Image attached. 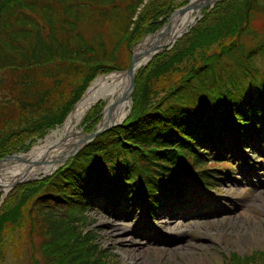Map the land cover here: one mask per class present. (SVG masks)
<instances>
[{
	"label": "trees",
	"instance_id": "trees-1",
	"mask_svg": "<svg viewBox=\"0 0 264 264\" xmlns=\"http://www.w3.org/2000/svg\"><path fill=\"white\" fill-rule=\"evenodd\" d=\"M174 1L0 0V159L28 152L35 140L61 126L96 77L120 68L121 51L126 68V51L164 25L175 11ZM240 1L241 24L221 38L214 62L168 84L160 98L149 102L150 86L140 74L150 81L149 72L169 60L166 49L156 54L139 69L130 113L119 126L96 136L50 176L13 188L22 193L15 204L6 199L0 206V238L8 226L14 231L25 224V201L35 195L50 209L30 212L48 225L43 234L29 229L45 241L43 264H103V252L88 245L93 236L87 239L76 225L84 222L77 214L87 202L100 201L104 208L142 206L150 215L162 199L185 196L193 177L207 185L206 143L225 146L230 132L242 147L252 136L263 141L264 32L254 30L253 22L264 15V0ZM237 2L221 0L207 15L205 9L201 24L197 21L169 50H180L196 37L192 50L202 42L208 29L203 24L212 14L224 12V26ZM211 30L206 41L213 37ZM227 36L231 42L223 44ZM103 106L99 102L89 109L86 133L95 131ZM255 255L240 260L234 254L228 264H264V253Z\"/></svg>",
	"mask_w": 264,
	"mask_h": 264
},
{
	"label": "rangeland",
	"instance_id": "rangeland-1",
	"mask_svg": "<svg viewBox=\"0 0 264 264\" xmlns=\"http://www.w3.org/2000/svg\"><path fill=\"white\" fill-rule=\"evenodd\" d=\"M184 1L186 3L182 4ZM189 2V0H175L174 10H179ZM214 6L215 4L213 7L207 8L204 14L207 15L212 12ZM242 6V1L238 0L234 7H230L232 9L228 11V22L223 21L225 23L224 26L221 25L222 21H220L222 16L225 15L224 12L220 13V9L214 12L213 16L208 19L207 24H203L208 29L202 42H199V45L195 46L192 50L189 49L192 46V42L196 40V37L186 42L180 50L168 49L169 53L167 56L169 60L167 63L169 66L166 62H163L158 71L154 69L149 72L150 81L146 73L140 74L141 79L148 82L150 86L149 102L156 100L158 97L160 98L162 92L169 87L168 84L174 81H181V79L191 74L195 68L203 66V64H209L215 59L219 53V47L222 46L221 38L225 34H231L230 28L232 30L239 28L242 19ZM226 12L227 9L225 10ZM204 14L202 13L200 19L203 18ZM169 17L164 23L165 26L169 23ZM199 23L201 24V20ZM164 25L156 32L143 36L139 43L132 47V50L126 51L130 57L129 64L134 49L147 37L153 36V34L162 30L165 27ZM253 28L256 31L264 32V15H256ZM210 30L213 37L206 41L209 39L208 31ZM188 31L182 36L186 37ZM230 40V36H227L223 39V44H229ZM176 53H180L181 56L176 58ZM125 58L126 53L121 51L119 60L117 61L120 68H115L109 73H123L129 65L127 64L126 68L122 66ZM150 62L144 68L148 67ZM139 72L136 74L134 81L137 80ZM100 76L103 75L100 74ZM133 92L134 88L131 93L129 110L132 107ZM102 111L99 114L100 120L98 124L101 121ZM129 113L130 111L127 116ZM85 126L83 121L79 128L86 134L83 130ZM53 130H49L43 138L35 140L29 150L41 142ZM225 137V146L223 147L221 145L215 146L211 143H206L208 145L203 147V149H208L206 154H203V158L206 161L205 166L207 168L215 167L220 169L218 172L211 170L207 174L209 178H212L211 183L209 185L202 184L203 187L200 184L194 183L193 188H189L186 195L180 199L176 196H168L162 199L157 213L148 215L149 213L146 214L148 212L147 208L142 206H136L132 209L125 208L124 206L104 208V204L100 201L87 202V207L82 214H77L75 209H70L71 215L77 214L78 218H83V223L76 222V225L79 227L78 230L83 236H88V234L94 232L97 234V236L91 238L92 244L88 239L89 236L87 237L88 245L93 248L97 247L103 252V264H228L234 254L239 256L240 260H243L247 257L253 258L254 256L255 258V254L258 253H264V140L259 141L252 136L255 142L249 145L247 140L245 147H242L235 132H230ZM84 147L85 145L83 144L79 151ZM20 153L23 152L14 154ZM235 156L239 158L235 159ZM72 157L70 156L64 160V163ZM4 158L0 159V161ZM249 164L254 167L249 166ZM62 166L61 164L60 167ZM58 168L29 181L18 183L13 188L50 176ZM13 188L7 193H0V206L3 202H6V199L8 201L12 200V204L16 203L15 200L20 197L22 192H13ZM173 200H177L176 202L180 203L177 205L184 208H189L190 206L188 205L199 206V204L208 203V206L201 207L202 211H198L199 215L204 217L212 213L216 216L212 219H210L211 217L195 219L197 220L195 223L197 226L192 224L186 228L180 226V222H184L183 220L175 218L178 229L174 226L169 227L172 225L166 224L169 217L165 213H162V211L168 207H172L174 204ZM25 203H27V207L25 210H22L24 211L23 216L28 215L25 224L21 225L20 228L17 226L14 231H11V228L8 226L2 238H0V253L6 251L4 260L0 261V264H43L40 246L45 241L43 242L41 237H36L35 235L33 237V232L31 231V233L29 229L32 228L36 234L39 232L43 234L44 226L48 228V225L43 224L42 220L44 218L40 214L48 212L50 209L42 206L40 199L36 198L35 195H31L26 199ZM39 211H41L38 214L41 217L40 220L37 219L34 213H30ZM192 214L195 215L193 211ZM30 218H35L37 223L31 222ZM198 224L200 225L198 226ZM108 228H115L122 232L118 236L109 238L104 234ZM48 237H45V239ZM114 238L123 240V243H133L138 249L128 254L118 245V242ZM72 247L74 248V246Z\"/></svg>",
	"mask_w": 264,
	"mask_h": 264
},
{
	"label": "bare ground",
	"instance_id": "bare-ground-1",
	"mask_svg": "<svg viewBox=\"0 0 264 264\" xmlns=\"http://www.w3.org/2000/svg\"><path fill=\"white\" fill-rule=\"evenodd\" d=\"M189 1L192 4L190 8L181 13H176L162 30L153 36L147 37L134 49L132 72H136L145 65L157 51L173 45L202 17V13L207 9L205 8L207 7L206 5L212 4L215 0ZM128 83L129 77L126 73L113 72L96 77L83 97L75 104L61 127L53 130L27 153L14 154L0 161V193H7L16 182L29 181L41 174L53 171L68 155L85 144V134L79 126L88 110L96 103L102 102L104 104L101 121L97 125L96 130L103 129L110 123H121L127 116L130 106V101L127 97L128 93H125ZM253 139L248 140L249 145L255 142ZM234 158L237 159L239 157L235 156ZM249 166L254 167L251 164ZM177 204L180 203H174L172 207L162 211L169 217L166 222L167 225L172 224L169 227L174 226L178 229L175 218L183 220L184 222H180V226L186 228L192 224L196 225L197 220L195 219L208 217L212 219L216 216L212 213L204 217L199 215L198 211H202L201 207L208 206V203L199 204V206L188 205L190 206L189 208H184ZM192 211L196 216L192 214ZM120 232L122 231L108 228L104 234L109 238H113L120 235ZM91 235L93 238L97 236L95 232ZM114 240L128 254L138 249L133 243H123V240L117 238H114ZM126 257L128 258V256Z\"/></svg>",
	"mask_w": 264,
	"mask_h": 264
},
{
	"label": "water",
	"instance_id": "water-1",
	"mask_svg": "<svg viewBox=\"0 0 264 264\" xmlns=\"http://www.w3.org/2000/svg\"><path fill=\"white\" fill-rule=\"evenodd\" d=\"M219 1H221V0H215L212 4H208V5H206L207 7H209V8H211V7H213V5L215 4V3H217V2H219ZM191 2H189L186 6H184V7H182V8H180L179 10H177V11H175L174 13H173V15H171L170 16V18H169V20H168V22L170 21V19L176 14V13H181V12H183L184 10H186V9H188V8H190L191 7V5L192 4H190ZM194 6V5H193ZM162 50V49H161ZM161 50H159V51H157L156 53H154V55L155 54H158L159 52H161ZM153 57V56H152ZM151 57V58H152ZM151 58L147 61V63L151 60ZM133 62H134V56H133V54H132V57H131V62H130V64H129V67L127 68V70H125L123 73H126L127 75H128V77H129V83H128V86H127V90H126V92L125 93H128V99H129V101L131 102V93H132V90H133V88H134V79H135V76H136V74H137V71L136 72H132V66H133ZM146 63V64H147ZM145 64V65H146ZM145 65H143V66H145ZM129 108H130V106H129ZM118 125H120V123L119 124H115V123H110L107 127H105V128H103V129H100V130H96L95 132H92V133H90V134H85V144L84 145H87L88 143H90L96 136H98V135H100V134H102V133H104V132H106V131H108V130H110V129H112V128H114V127H116V126H118ZM83 146V145H82ZM81 146V147H82ZM80 149V148H79ZM79 149L77 150V151H75L76 153L79 151ZM75 152H73V153H71L70 155H68L64 160H66L67 158H69L70 156H74V154H76ZM63 163H64V161H62L61 163H60V165L59 166H61V164L63 165ZM58 166V167H59ZM18 183H22V182H16V183H14L13 185H12V187L11 188H13L16 184H18Z\"/></svg>",
	"mask_w": 264,
	"mask_h": 264
}]
</instances>
